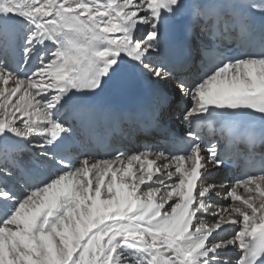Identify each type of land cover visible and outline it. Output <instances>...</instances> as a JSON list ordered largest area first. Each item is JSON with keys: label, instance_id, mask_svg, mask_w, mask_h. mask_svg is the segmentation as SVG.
<instances>
[{"label": "snow or ice", "instance_id": "snow-or-ice-1", "mask_svg": "<svg viewBox=\"0 0 264 264\" xmlns=\"http://www.w3.org/2000/svg\"><path fill=\"white\" fill-rule=\"evenodd\" d=\"M186 7L0 0V264H264V0L195 6L204 30L235 36L190 80L161 59L162 28ZM134 76L161 105L187 97L176 152L75 148L89 98ZM26 148L42 167L13 157ZM241 158V177L208 182Z\"/></svg>", "mask_w": 264, "mask_h": 264}, {"label": "bare ground", "instance_id": "bare-ground-1", "mask_svg": "<svg viewBox=\"0 0 264 264\" xmlns=\"http://www.w3.org/2000/svg\"><path fill=\"white\" fill-rule=\"evenodd\" d=\"M198 1H200V0H185V3H186V5H187V7L184 8V9H187V8L189 7V5H196ZM140 77H141V76L127 77V78L123 79L122 81H125V80L133 81L134 78H135V79H139ZM122 81H119V82H112V83L109 84V86H112V88H113V87H116V86H117L118 84H120ZM184 98L187 99V97H184ZM179 109L182 110V111H184L185 107H184L183 105H179ZM37 152H39V149H36V148H31V150H29L28 148H26V149H24V151H23V153H25V157H27V156H31L32 154H35V153H37ZM208 182L215 183V184H217V186H220V185L223 184V183L215 182V181H213L212 179H209ZM226 191H227V189H225V192H226ZM223 196H224V192L221 193L220 198H223ZM218 198H219V197H217V201H218V203L226 204V203H224V202H220V201L218 200ZM227 255H229V257H230V261H229V263L234 264V263H235V260H236V254L230 252V253H228ZM227 255H226V256H227ZM226 256H224V257H226Z\"/></svg>", "mask_w": 264, "mask_h": 264}, {"label": "rangeland", "instance_id": "rangeland-1", "mask_svg": "<svg viewBox=\"0 0 264 264\" xmlns=\"http://www.w3.org/2000/svg\"><path fill=\"white\" fill-rule=\"evenodd\" d=\"M218 200H219L220 202H224V203H225V201L223 200V198H220V196H219ZM229 264H232V263H229Z\"/></svg>", "mask_w": 264, "mask_h": 264}]
</instances>
